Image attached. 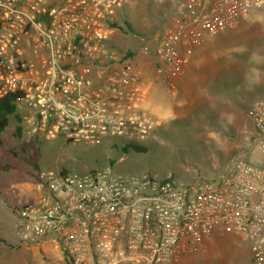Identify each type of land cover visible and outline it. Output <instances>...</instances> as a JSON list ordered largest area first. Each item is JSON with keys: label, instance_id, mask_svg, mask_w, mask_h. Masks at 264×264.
Listing matches in <instances>:
<instances>
[{"label": "built area", "instance_id": "built-area-1", "mask_svg": "<svg viewBox=\"0 0 264 264\" xmlns=\"http://www.w3.org/2000/svg\"><path fill=\"white\" fill-rule=\"evenodd\" d=\"M123 0H0V91L13 92L23 132L39 139L99 144L142 141L155 120L132 57L112 56L107 21ZM264 0H178L177 20L158 34L153 55L169 77L181 42L235 26ZM246 114L249 147L214 181L111 165L87 172L39 171L38 194L17 211L20 243L53 247L63 264L173 263L218 227L243 234L253 264H264V94Z\"/></svg>", "mask_w": 264, "mask_h": 264}, {"label": "rangeland", "instance_id": "rangeland-1", "mask_svg": "<svg viewBox=\"0 0 264 264\" xmlns=\"http://www.w3.org/2000/svg\"><path fill=\"white\" fill-rule=\"evenodd\" d=\"M177 1L173 0L171 9L160 16L166 20L155 21L153 26L138 24L142 34H136L139 38L137 49H126L124 52L109 49L112 56L119 60L122 54L131 51L137 68V63L147 57L156 74L168 85L171 78L153 55V47L161 30L175 24ZM141 10L133 9L137 13ZM115 12L116 9L110 17L111 21ZM248 18L245 24L238 26V22V27L235 25L228 32L219 33L224 36L215 42L210 64L221 68L222 83L228 87L230 98H235L233 101L241 109V117L245 118L241 124L250 128L251 120L246 112L253 96L259 93L258 85H264V5L254 9ZM120 30L121 34L128 33ZM121 42L124 44L125 41ZM8 118V125L1 133L3 143L0 149V264L63 263L55 248L23 244L17 236V211L22 205L35 201L39 171L82 173L111 165L116 172L123 174L146 171L158 176L171 173L180 179L204 176L217 181L235 153H243L255 164L262 160L255 146L249 147L252 132L150 131L142 140L150 145L146 152L123 153L111 146L112 143L122 144L123 139L119 137L105 138L94 145L83 142L72 144L61 137L46 138L43 135L37 139L23 132L21 122L14 114ZM18 126L20 132H17ZM5 165L9 167H2ZM161 264L253 262L249 241L243 234L218 227L202 242L186 250L177 261Z\"/></svg>", "mask_w": 264, "mask_h": 264}, {"label": "crops", "instance_id": "crops-1", "mask_svg": "<svg viewBox=\"0 0 264 264\" xmlns=\"http://www.w3.org/2000/svg\"><path fill=\"white\" fill-rule=\"evenodd\" d=\"M62 1L53 0L55 3ZM172 3L173 0H123L116 8L114 20L122 23L123 19H127L138 31L136 34H142L138 24L153 26L156 25L155 21L166 20L160 16L171 9ZM138 8L142 9L139 13L133 11ZM250 13L241 18L237 25L245 24ZM230 28L216 33L203 32L194 40L183 39L181 50L185 62L178 73L172 74L168 85L159 78L147 57L137 63L145 89L141 106L155 120L152 132H253L251 122L250 128L241 124L245 118L241 117V109L233 101L235 98H230L228 87L222 83L221 68L210 64L215 42L224 36L219 33L228 32ZM122 34L118 27L108 29L106 45L110 50L124 52L138 48L139 38L136 34ZM121 40L125 41L124 44ZM258 86L259 93L253 96L252 102L264 94V85Z\"/></svg>", "mask_w": 264, "mask_h": 264}, {"label": "trees", "instance_id": "trees-1", "mask_svg": "<svg viewBox=\"0 0 264 264\" xmlns=\"http://www.w3.org/2000/svg\"><path fill=\"white\" fill-rule=\"evenodd\" d=\"M107 25L110 27H118L124 31H128L130 33H138V31L131 25V23L127 19H123L122 23L117 22L116 20H108ZM132 57V52L127 51L123 54L122 58ZM16 98V94L13 92H1L0 91V149L3 143L1 133L6 128L9 122V115L14 114L17 121H20V118L16 114L14 100ZM17 132H20V127H17ZM112 147L121 150L123 153H131V151L135 152H146L150 145L147 143H143L138 140H123L122 144L112 143ZM1 166V164H0ZM2 167H9L8 165Z\"/></svg>", "mask_w": 264, "mask_h": 264}]
</instances>
